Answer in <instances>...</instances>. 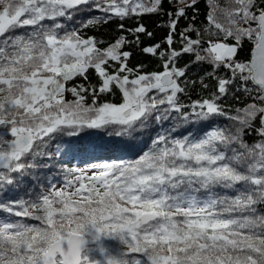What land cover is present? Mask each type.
<instances>
[{
	"label": "snow or ice",
	"instance_id": "1",
	"mask_svg": "<svg viewBox=\"0 0 264 264\" xmlns=\"http://www.w3.org/2000/svg\"><path fill=\"white\" fill-rule=\"evenodd\" d=\"M209 3L208 27L195 39L189 25L174 41L185 8L168 13V23L160 25L169 29L163 42L168 48L142 49L160 61L162 71L140 74L142 66L128 67L131 52L122 49L139 45L143 26L127 30L133 41L121 35L101 48L100 41L81 37L75 28L67 31L60 20H71L84 5L102 14L100 22L155 14L162 0H0V188L15 183L13 174L26 172L23 158L46 155L34 150L55 136L110 127L120 135L153 113L158 123L173 113L187 122L185 107L198 122L215 116L232 122L227 134L213 129L198 139L174 138L175 129H169L136 159L64 168L62 187L49 181L47 191L30 193L28 200L0 204L7 214L0 219V264H89L85 237L101 234L118 235L127 249L107 264H264V213L258 211L264 205V0ZM83 23L92 26L91 20ZM17 29L30 31L7 35ZM244 39L254 47L250 60L239 62L234 57ZM175 42L180 50L172 48ZM185 54L211 65L207 76L223 67L231 77H215L218 89L211 98L185 105L179 94L186 89L178 81L187 66H176ZM89 70L101 81L98 89L66 88L74 78L87 80ZM237 79L236 91L255 102L228 115L218 101ZM113 87L122 103H98ZM66 92L74 99L67 100ZM85 93L92 96L90 104ZM257 119L258 139L249 145L242 133H250Z\"/></svg>",
	"mask_w": 264,
	"mask_h": 264
},
{
	"label": "trees",
	"instance_id": "2",
	"mask_svg": "<svg viewBox=\"0 0 264 264\" xmlns=\"http://www.w3.org/2000/svg\"><path fill=\"white\" fill-rule=\"evenodd\" d=\"M101 2H104V0H101ZM217 3L219 7H224L226 0H217ZM189 4H191V0H184L183 3H178L177 0H171V2L170 0H162V5L155 14L142 13L123 20L113 17L110 20L102 22L96 19L102 15L100 12L92 10V5H84L79 6L80 11L76 12L71 20L61 18L60 22L66 25L67 31H72L75 28L78 30L77 34L81 37L93 38L100 41L101 43L98 46L101 48L108 46L121 35L126 36L128 41H133L135 37L129 35L127 30L143 26L145 32L139 34V45L132 44L125 46L122 50L131 52V56L127 61L128 67L136 69L137 66H142L140 74H150L154 71H162V68L159 67L160 61L152 54L143 53L142 49L156 44H161V50L168 48L163 42L169 34V29L160 25L168 23L169 12L175 13L179 8H185V15L178 20L174 41H179V32L188 28L189 25H192L196 29V31L190 33V38L193 39L197 37L198 32H202L208 27L206 17L210 12L209 0H197V3L191 7L188 6ZM89 20H91L92 26H88L87 23L82 24V22ZM121 23L123 24V29L119 27ZM28 31L30 29H17L7 35L26 34ZM148 33H151V36ZM203 39L207 41L208 36L205 34ZM227 43L234 45L235 41L228 40ZM203 46L206 47L207 44L205 43ZM253 47L254 45L251 42L244 39L234 59L239 62H248L251 58ZM172 48L180 50L181 45L175 42ZM176 66L182 69L187 66L185 76L178 81L186 89L185 93L179 94L180 101L185 105H190L194 101L211 98V94L217 92L218 89V80L215 77H231V73L223 67L216 72L215 77L207 76L206 73L212 71V66L207 63L195 62L193 54L181 56L177 60ZM108 71L111 73L112 69L109 68ZM87 76V80L78 77L66 82V88L78 85L89 87L91 85L96 86L98 89L101 81L97 78L94 71L89 70ZM239 84L240 81L237 79L234 84L229 86V94L218 101L228 115L235 114L234 110L236 108H243L255 102L252 95L246 96L244 92L236 91V86ZM204 85H208V87L205 88ZM248 86L252 87L250 83ZM85 95L87 103L90 104L92 96L88 93H85ZM65 98L69 101L74 99L70 92L65 93ZM97 101L100 104L111 102L119 105L122 103V94L113 87L111 93L99 95ZM183 112L190 115V119L187 122L183 120L180 114L173 113L168 120L158 123L155 118L156 113H153L148 120L138 122L133 130L120 135L116 134V128L110 127L100 130H87L71 138L64 136L53 137L47 141L46 147L38 146L34 150L46 153V155H40L34 159L33 155L30 154L23 158L27 170L23 175L13 174L15 183L0 188V204L18 201L21 198L28 200L30 199V193L34 197L37 192L42 190L47 191L49 181L54 183L57 188L62 187L64 168H87L91 163L136 159L149 149L153 138L160 133H167L169 129H175L171 133L174 138H183L185 135H191L192 138L198 139L205 132L213 129L221 131L230 130L232 124L226 117L221 116H215L207 121L198 122L195 116L191 115L189 107H185ZM256 127H259L258 119L254 123V127L250 133L248 130L242 133L244 140L249 145L258 139L255 132ZM225 134H227V131H225ZM69 146L71 150H65ZM92 147H95L96 150L82 151L84 149H91ZM232 147H235V145H232ZM58 148L59 151H57ZM229 154L231 153L229 152ZM33 160L34 164L32 163ZM87 174L92 175L91 172ZM217 191L222 190L218 189ZM229 194L233 193L229 192ZM258 211L264 213V205H259ZM6 216V213L0 211V219H4ZM12 218L17 219L15 217ZM26 222L38 223L31 220H26ZM103 237L105 240H111L110 242L113 243L116 249L121 251L127 250L118 235L110 234L103 235ZM92 240H90V248L84 254L88 255L89 264H98V261L102 258L101 252L97 242ZM110 254L114 253L111 252Z\"/></svg>",
	"mask_w": 264,
	"mask_h": 264
},
{
	"label": "rangeland",
	"instance_id": "3",
	"mask_svg": "<svg viewBox=\"0 0 264 264\" xmlns=\"http://www.w3.org/2000/svg\"><path fill=\"white\" fill-rule=\"evenodd\" d=\"M145 2L147 3V0H145ZM89 240H91V239L89 238ZM95 241L98 244V248H100L101 257H102L98 261V264H107V261H108L109 258H117V259H119L120 253L123 252L121 250L116 249L115 246L113 245V243L110 242L111 240H105L102 234L99 236V239H95ZM89 248H90V244L87 247V249L85 250V252H87V250ZM111 252H113L114 254L111 255L110 254Z\"/></svg>",
	"mask_w": 264,
	"mask_h": 264
},
{
	"label": "water",
	"instance_id": "4",
	"mask_svg": "<svg viewBox=\"0 0 264 264\" xmlns=\"http://www.w3.org/2000/svg\"><path fill=\"white\" fill-rule=\"evenodd\" d=\"M85 239H86V244H85V248H84L83 252L86 250L87 246L89 245V239L87 237H85Z\"/></svg>",
	"mask_w": 264,
	"mask_h": 264
}]
</instances>
